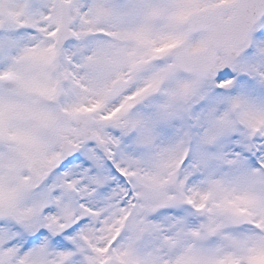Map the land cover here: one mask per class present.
<instances>
[{"label": "snow or ice", "instance_id": "1", "mask_svg": "<svg viewBox=\"0 0 264 264\" xmlns=\"http://www.w3.org/2000/svg\"><path fill=\"white\" fill-rule=\"evenodd\" d=\"M0 264H264V0H0Z\"/></svg>", "mask_w": 264, "mask_h": 264}]
</instances>
